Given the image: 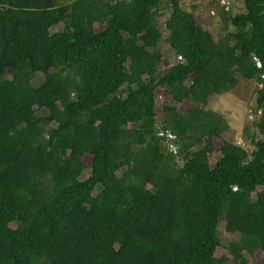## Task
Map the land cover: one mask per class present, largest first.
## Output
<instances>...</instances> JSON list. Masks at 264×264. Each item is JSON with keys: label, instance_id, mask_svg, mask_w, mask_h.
<instances>
[{"label": "trees", "instance_id": "1", "mask_svg": "<svg viewBox=\"0 0 264 264\" xmlns=\"http://www.w3.org/2000/svg\"><path fill=\"white\" fill-rule=\"evenodd\" d=\"M182 1L168 0L172 64L162 0H0V264H228L221 220L240 235L234 264L264 253V0L223 8L220 40ZM240 77L261 86L252 151L207 109ZM159 89L188 104H165L160 130Z\"/></svg>", "mask_w": 264, "mask_h": 264}, {"label": "rangeland", "instance_id": "2", "mask_svg": "<svg viewBox=\"0 0 264 264\" xmlns=\"http://www.w3.org/2000/svg\"><path fill=\"white\" fill-rule=\"evenodd\" d=\"M58 4L69 5L76 0H57ZM161 11L158 15V24L159 28L163 33V38L159 42V52L163 56V59L168 60L170 63L175 64L178 61V58L174 51L171 49L170 45L167 42L168 32L166 30L165 22L170 15V6L168 0H162ZM239 2V5L234 4V10H231L233 14L244 12V0H236ZM182 6L189 12H192L198 23H200L204 29L210 31L216 40L222 39L226 33L223 30L222 14L223 7L220 3H217L216 0H183ZM232 8V6H231ZM226 10V8H225ZM227 11V10H226ZM98 30H102L104 27L96 25ZM65 25L63 23L51 29V33H56L63 31ZM161 71L166 73L167 67L164 64L160 66ZM44 76L38 74L34 84L37 86L44 81ZM260 85L255 80H245L239 78V85L232 91L228 93L215 94L210 98L209 105L207 109L218 112L223 115L228 122V130L224 133L223 139L225 141L234 143L246 149L247 151L254 150L255 146L251 143V138L255 134L257 135L256 122L259 117L257 110V94L260 89ZM156 113H157V125H162V120L164 119V105L171 104L177 105L180 112H184L188 104H175L173 101L164 95V91L159 89L156 95ZM36 114L40 117L48 115L46 109L36 108ZM220 154L215 152L211 155L210 160L211 164L214 165ZM85 163L88 166V169L85 171L82 179H87L90 176V166L92 165V157L86 156ZM179 165L184 164L183 159H179ZM119 176H122V172L118 173ZM99 189L95 192L97 194ZM256 198V193L253 195ZM16 223L12 224V227L15 228ZM219 232L221 238V246L216 251V257H227L229 259L228 264H234V258L229 251L230 243L238 241L240 235L235 234L234 236H229L226 233L225 221L221 220L219 223ZM264 262V253L256 252L254 255L249 253L246 254V264H261Z\"/></svg>", "mask_w": 264, "mask_h": 264}, {"label": "built area", "instance_id": "3", "mask_svg": "<svg viewBox=\"0 0 264 264\" xmlns=\"http://www.w3.org/2000/svg\"><path fill=\"white\" fill-rule=\"evenodd\" d=\"M216 2L220 3L223 6H225V8L227 10V11L226 10L225 11L226 12H231L232 14H233V12L231 10H234V4L235 5H239L240 4L239 2H236V0H216ZM231 6H232V8H231ZM254 60L256 62L257 67L261 68L262 67L261 62L257 58H254ZM178 61H183V58L182 57H178ZM263 78H264V75H263ZM157 129L160 130L161 127L157 125ZM159 135L166 137V142L165 143L167 144L169 151L177 153V147L172 142V141H175V139H176L175 136L172 133H170V132L165 133L163 131H160Z\"/></svg>", "mask_w": 264, "mask_h": 264}]
</instances>
